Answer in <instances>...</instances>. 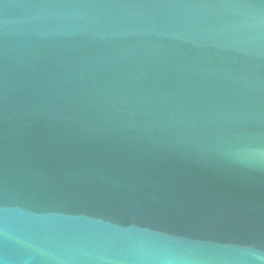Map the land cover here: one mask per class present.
<instances>
[{"label":"water","instance_id":"obj_1","mask_svg":"<svg viewBox=\"0 0 264 264\" xmlns=\"http://www.w3.org/2000/svg\"><path fill=\"white\" fill-rule=\"evenodd\" d=\"M0 264H264V0H0Z\"/></svg>","mask_w":264,"mask_h":264}]
</instances>
